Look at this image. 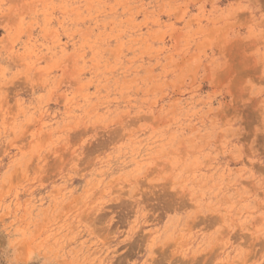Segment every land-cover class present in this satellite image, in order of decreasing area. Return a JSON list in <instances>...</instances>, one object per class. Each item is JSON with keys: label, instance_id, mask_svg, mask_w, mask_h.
<instances>
[{"label": "rangeland", "instance_id": "rangeland-1", "mask_svg": "<svg viewBox=\"0 0 264 264\" xmlns=\"http://www.w3.org/2000/svg\"><path fill=\"white\" fill-rule=\"evenodd\" d=\"M0 264H264V0H0Z\"/></svg>", "mask_w": 264, "mask_h": 264}]
</instances>
